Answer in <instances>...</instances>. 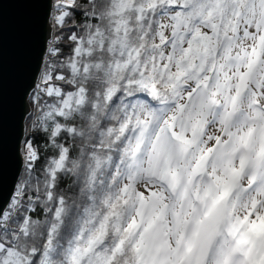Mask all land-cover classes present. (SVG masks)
I'll return each instance as SVG.
<instances>
[{
  "label": "snow or ice",
  "instance_id": "obj_1",
  "mask_svg": "<svg viewBox=\"0 0 264 264\" xmlns=\"http://www.w3.org/2000/svg\"><path fill=\"white\" fill-rule=\"evenodd\" d=\"M51 8L0 264H264V0Z\"/></svg>",
  "mask_w": 264,
  "mask_h": 264
},
{
  "label": "water",
  "instance_id": "obj_2",
  "mask_svg": "<svg viewBox=\"0 0 264 264\" xmlns=\"http://www.w3.org/2000/svg\"><path fill=\"white\" fill-rule=\"evenodd\" d=\"M50 9L51 0H5L0 9V199H8L20 175L26 98L51 33Z\"/></svg>",
  "mask_w": 264,
  "mask_h": 264
},
{
  "label": "trees",
  "instance_id": "obj_3",
  "mask_svg": "<svg viewBox=\"0 0 264 264\" xmlns=\"http://www.w3.org/2000/svg\"><path fill=\"white\" fill-rule=\"evenodd\" d=\"M52 34L56 35V34H60V33L58 31H54L52 28ZM63 35L66 37L67 33H64ZM59 46L61 47L62 52L65 56L69 54L70 48L68 46V41L66 39L62 40V42ZM35 95H36V91H35V87H33L32 90L28 93L27 98H26V101L28 104V111L26 112L25 118L23 121V130H24L23 132H24V134H23V140L22 141H23V144L25 145L26 140L33 139L35 146L39 149V159L35 165L37 173H39V171L45 165L47 159L49 157H51L52 155H54V151L50 147L45 146L47 143L46 137L39 135V134L34 135L32 133V131H31L32 121L36 118V116L38 114H41V106L42 105H44L46 103L50 104L53 101H52V98H50L46 95V93H41L39 100L35 101L33 99V97ZM61 139H63V137H61ZM24 164H25V161L23 162V165L21 167L19 178H21L25 173ZM34 175H35V173H34ZM34 218H42V215H36V216H34Z\"/></svg>",
  "mask_w": 264,
  "mask_h": 264
},
{
  "label": "rangeland",
  "instance_id": "obj_4",
  "mask_svg": "<svg viewBox=\"0 0 264 264\" xmlns=\"http://www.w3.org/2000/svg\"><path fill=\"white\" fill-rule=\"evenodd\" d=\"M51 4H52V0H51ZM51 13H52V8L50 9V15H49V24H50V26H51V33H50V36L48 37V39H47V42H48V40L51 38V36L53 35L52 34V21H51ZM47 44H46V49H47ZM46 49H45V53H44V56H43V61H42V65H41V68H40V71H39V75H38V77H37V79H36V82H35V85H34V87L37 85V84H40L41 83V80H40V73H41V71L43 70V68H44V57H45V55L47 54L46 53ZM39 79V80H38ZM41 87H43V85H41ZM25 145L23 144V141H22V143H21V145H20V154H21V157H22V165H23V162H24V156H25V147H24Z\"/></svg>",
  "mask_w": 264,
  "mask_h": 264
}]
</instances>
